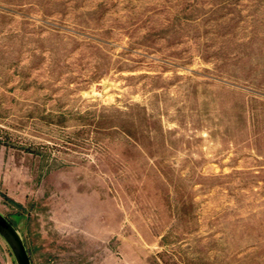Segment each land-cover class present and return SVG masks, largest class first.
Returning <instances> with one entry per match:
<instances>
[{"label": "rangeland", "instance_id": "obj_1", "mask_svg": "<svg viewBox=\"0 0 264 264\" xmlns=\"http://www.w3.org/2000/svg\"><path fill=\"white\" fill-rule=\"evenodd\" d=\"M1 214L30 264H264V0H0Z\"/></svg>", "mask_w": 264, "mask_h": 264}, {"label": "water", "instance_id": "obj_2", "mask_svg": "<svg viewBox=\"0 0 264 264\" xmlns=\"http://www.w3.org/2000/svg\"><path fill=\"white\" fill-rule=\"evenodd\" d=\"M0 238L6 243L8 250L13 256L15 264H30L28 255L26 254L24 243L17 234L12 225L5 217L0 215Z\"/></svg>", "mask_w": 264, "mask_h": 264}]
</instances>
